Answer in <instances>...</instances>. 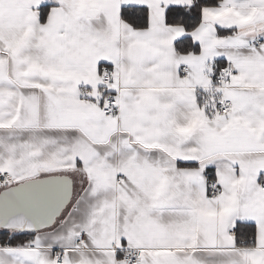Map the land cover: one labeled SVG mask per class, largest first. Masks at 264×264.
<instances>
[{
    "label": "snow or ice",
    "instance_id": "6c2138e0",
    "mask_svg": "<svg viewBox=\"0 0 264 264\" xmlns=\"http://www.w3.org/2000/svg\"><path fill=\"white\" fill-rule=\"evenodd\" d=\"M0 264H264V0H0Z\"/></svg>",
    "mask_w": 264,
    "mask_h": 264
}]
</instances>
